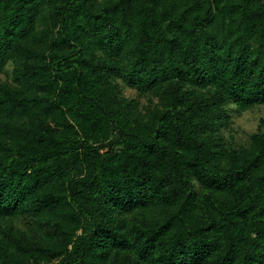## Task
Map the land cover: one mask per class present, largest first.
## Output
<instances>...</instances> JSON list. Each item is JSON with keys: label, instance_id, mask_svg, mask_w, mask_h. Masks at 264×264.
<instances>
[{"label": "trees", "instance_id": "1", "mask_svg": "<svg viewBox=\"0 0 264 264\" xmlns=\"http://www.w3.org/2000/svg\"><path fill=\"white\" fill-rule=\"evenodd\" d=\"M0 264H264V0H0ZM121 81L150 94L141 109Z\"/></svg>", "mask_w": 264, "mask_h": 264}, {"label": "rangeland", "instance_id": "2", "mask_svg": "<svg viewBox=\"0 0 264 264\" xmlns=\"http://www.w3.org/2000/svg\"><path fill=\"white\" fill-rule=\"evenodd\" d=\"M11 78V66L7 67V72L0 74V79L6 80ZM124 95L128 98L136 99L141 109H144L151 101L150 94L139 93L135 88L125 85L121 81ZM231 122L227 128L223 130L222 137L225 141L235 143L238 146L246 145L250 141V136L254 133L261 119L264 118V105L254 107L244 112L237 110L230 111Z\"/></svg>", "mask_w": 264, "mask_h": 264}]
</instances>
